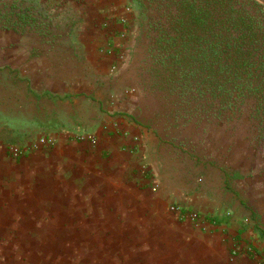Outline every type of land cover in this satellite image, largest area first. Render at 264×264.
I'll list each match as a JSON object with an SVG mask.
<instances>
[{"label": "rangeland", "instance_id": "obj_1", "mask_svg": "<svg viewBox=\"0 0 264 264\" xmlns=\"http://www.w3.org/2000/svg\"><path fill=\"white\" fill-rule=\"evenodd\" d=\"M145 13L132 0H0V140L24 149L52 128L55 143L91 141L122 118L154 140L146 173L170 207L206 216L231 194L260 210L264 128L246 114L185 119L152 87Z\"/></svg>", "mask_w": 264, "mask_h": 264}, {"label": "crops", "instance_id": "obj_2", "mask_svg": "<svg viewBox=\"0 0 264 264\" xmlns=\"http://www.w3.org/2000/svg\"><path fill=\"white\" fill-rule=\"evenodd\" d=\"M98 125L96 144H43L52 128L24 149L0 140V264H264V203L170 207L147 177L149 133Z\"/></svg>", "mask_w": 264, "mask_h": 264}, {"label": "trees", "instance_id": "obj_3", "mask_svg": "<svg viewBox=\"0 0 264 264\" xmlns=\"http://www.w3.org/2000/svg\"><path fill=\"white\" fill-rule=\"evenodd\" d=\"M132 1L153 34L152 87L185 119L207 124L246 114L252 128H264V3Z\"/></svg>", "mask_w": 264, "mask_h": 264}, {"label": "built area", "instance_id": "obj_4", "mask_svg": "<svg viewBox=\"0 0 264 264\" xmlns=\"http://www.w3.org/2000/svg\"><path fill=\"white\" fill-rule=\"evenodd\" d=\"M90 139H91V142L93 144H96V140L95 139H92V138H90ZM41 142L43 144H47L48 146H54L55 145V141L52 139V137L43 138L41 140ZM32 148L36 149V145H32ZM11 151L13 152V154H16V156H18L20 153H22L21 149L19 147H12ZM261 264H263V262Z\"/></svg>", "mask_w": 264, "mask_h": 264}]
</instances>
